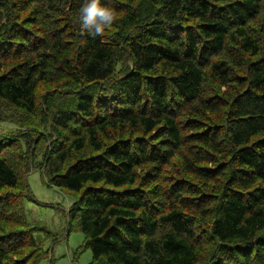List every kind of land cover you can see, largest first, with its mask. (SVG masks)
I'll use <instances>...</instances> for the list:
<instances>
[{
  "label": "trees",
  "instance_id": "16d2710c",
  "mask_svg": "<svg viewBox=\"0 0 264 264\" xmlns=\"http://www.w3.org/2000/svg\"><path fill=\"white\" fill-rule=\"evenodd\" d=\"M141 1L160 12L128 41L133 67L117 93L80 95L53 117L71 136L46 158L51 185L81 195L91 264H200L204 240L217 244L212 264H264V55L249 27L264 0H119L121 25L139 22ZM82 4L12 0L6 26L0 5V99L33 115L50 62L79 85L109 81L117 49L107 29L81 28ZM182 147L186 177L157 186ZM19 185L0 150V190ZM26 240L1 243L0 264Z\"/></svg>",
  "mask_w": 264,
  "mask_h": 264
},
{
  "label": "rangeland",
  "instance_id": "374dc122",
  "mask_svg": "<svg viewBox=\"0 0 264 264\" xmlns=\"http://www.w3.org/2000/svg\"><path fill=\"white\" fill-rule=\"evenodd\" d=\"M10 1L12 3V0H0V5L6 8L1 13L5 26L8 23L5 18L12 11ZM111 1L115 20L107 33L117 49V55L115 73L109 81L97 85H79L57 70L59 64L50 62L46 71L48 79L39 83L38 104L33 115L0 99L1 155L20 179V185L16 189L0 190V244L9 241L11 246H17V242L27 239V246L20 249L7 264L25 261L29 257V264H91L93 261L91 251L84 250L86 238L78 228L75 215L81 195L51 185L49 159L46 158L59 145L68 144L71 136L69 130L55 126L53 117L57 113L74 110L80 95L99 93L98 96L107 97L116 94L133 67L128 41L142 30V23H147V19L160 12L159 8H153L141 1L135 8L139 22L123 26L119 20L125 13H118L122 4L119 0ZM48 24L53 28L51 33H54L55 26H51L49 22ZM249 27L257 35L264 55V17L258 24ZM76 42L77 39L67 45L71 48ZM37 53L38 51L26 52L22 56L23 60L34 63L33 58ZM210 89L219 93L216 85L208 83V90ZM186 121L187 116L178 120V123ZM186 152L187 147L177 150L175 159L163 169L157 186L163 185L167 189L172 179L186 177L179 158ZM214 185L221 187L219 180ZM197 186L203 187L200 183ZM188 212L195 216L193 210ZM199 228L208 232L205 224L201 223ZM28 238L34 240V246ZM216 245L215 241H203L200 264L213 263Z\"/></svg>",
  "mask_w": 264,
  "mask_h": 264
},
{
  "label": "clouds",
  "instance_id": "9594fccd",
  "mask_svg": "<svg viewBox=\"0 0 264 264\" xmlns=\"http://www.w3.org/2000/svg\"><path fill=\"white\" fill-rule=\"evenodd\" d=\"M115 20V12L105 0H83L78 23L93 37H102Z\"/></svg>",
  "mask_w": 264,
  "mask_h": 264
}]
</instances>
